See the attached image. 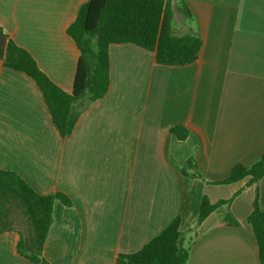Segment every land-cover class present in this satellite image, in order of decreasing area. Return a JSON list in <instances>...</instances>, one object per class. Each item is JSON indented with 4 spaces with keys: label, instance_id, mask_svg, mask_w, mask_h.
Segmentation results:
<instances>
[{
    "label": "crops",
    "instance_id": "1",
    "mask_svg": "<svg viewBox=\"0 0 264 264\" xmlns=\"http://www.w3.org/2000/svg\"><path fill=\"white\" fill-rule=\"evenodd\" d=\"M86 0H0V27L50 80L74 89L81 52L68 28ZM173 1L178 35L196 33L199 58L187 66L156 62L134 44L110 48L111 89L62 138L29 75L0 60V169L18 173L54 204L43 257L50 264H118L181 217L188 264H259L248 217L264 178L217 184L264 154V0ZM188 136L180 140L172 128ZM193 160L198 168H184ZM203 196L231 200L238 225L212 213L196 225ZM226 208V207H224ZM20 235L0 234V264H33Z\"/></svg>",
    "mask_w": 264,
    "mask_h": 264
},
{
    "label": "trees",
    "instance_id": "2",
    "mask_svg": "<svg viewBox=\"0 0 264 264\" xmlns=\"http://www.w3.org/2000/svg\"><path fill=\"white\" fill-rule=\"evenodd\" d=\"M173 1L192 18L186 0H86L68 28V34L81 52L71 93L53 83L32 55L9 39L1 27L0 60L4 66L36 81L55 127L62 138H68L74 133L80 117L110 92L111 46L134 44L154 53L156 62L167 66H187L199 58L203 41L196 33H176ZM171 131L180 140L188 136V131L180 126ZM187 167L193 168L194 176L199 177L193 160L184 168L186 174ZM248 177L251 185L264 178V154L249 167L236 165L230 176L217 184H233ZM58 200L66 206L73 204L62 192L42 195L18 173L0 169V234L17 232L20 235L18 252L33 264H50L44 259L43 251L54 222V204ZM230 203L231 200L212 203L203 196L196 225L200 226L216 211L223 213L227 225H238L230 211ZM20 218L29 226L27 233L15 227ZM181 221V217H177L139 252L119 255L118 264H188L190 251L184 245ZM248 222L257 241L259 264H264V208L259 204L258 189Z\"/></svg>",
    "mask_w": 264,
    "mask_h": 264
},
{
    "label": "rangeland",
    "instance_id": "3",
    "mask_svg": "<svg viewBox=\"0 0 264 264\" xmlns=\"http://www.w3.org/2000/svg\"><path fill=\"white\" fill-rule=\"evenodd\" d=\"M180 7V6H179ZM15 227H17L18 229H20L21 231H23L24 233L28 232V224L26 223V221L23 218L18 219L17 224L15 225Z\"/></svg>",
    "mask_w": 264,
    "mask_h": 264
}]
</instances>
